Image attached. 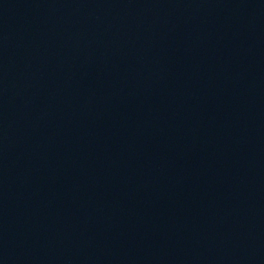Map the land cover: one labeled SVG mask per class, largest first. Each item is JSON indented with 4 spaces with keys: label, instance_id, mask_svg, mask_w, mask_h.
<instances>
[{
    "label": "water",
    "instance_id": "95a60500",
    "mask_svg": "<svg viewBox=\"0 0 264 264\" xmlns=\"http://www.w3.org/2000/svg\"><path fill=\"white\" fill-rule=\"evenodd\" d=\"M0 264H264V0H0Z\"/></svg>",
    "mask_w": 264,
    "mask_h": 264
}]
</instances>
